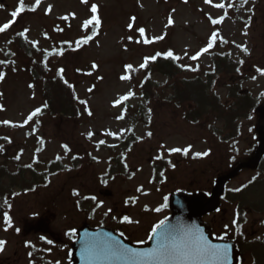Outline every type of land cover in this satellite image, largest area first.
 <instances>
[{"label":"rangeland","instance_id":"1","mask_svg":"<svg viewBox=\"0 0 264 264\" xmlns=\"http://www.w3.org/2000/svg\"><path fill=\"white\" fill-rule=\"evenodd\" d=\"M15 1L8 0L10 11L0 7V27L15 20L10 28L0 33V74L4 76L0 80V136L13 140L12 144L5 142L4 147L8 149L10 170L16 168L12 161L21 166L37 157L50 164L71 153L64 145L73 148V152L89 151L106 159L108 152L103 148L119 147L120 141L129 133H135L137 137L132 157L137 166L135 181L123 183L119 179L114 187L110 184L109 191L113 196L99 198L100 205L95 212L87 216L84 198L98 191L97 176H105L101 171L103 163L88 171H74L69 166V157L67 161L63 159L68 165L66 171L50 177L47 188L26 195L16 192L15 197L10 198L13 199L10 218L16 227L22 229L24 222L36 221L46 210H54L58 215L63 211L69 213L73 228H78L84 220H90L88 223L93 225H98L103 218L106 222L116 223L112 219L114 212H109L117 210L118 215L125 211L128 217L139 221L138 224L125 223L126 234L136 240L144 239L151 226L168 216L166 199L169 194L188 189L190 184L194 185L189 190L210 193L214 178L228 169L226 161L232 155L231 150L236 151L237 160L248 153L246 151L252 143L248 129L252 125L254 131L256 113L250 124L240 122L239 140L234 141L231 130L226 129L230 133L224 131L226 139L222 145L219 135L223 123L218 115L197 125L188 124L173 105L163 101L169 97L176 78L154 75L152 86L164 97L140 108V80L145 71L140 65L145 58L171 51L184 66L194 68L200 63L210 69L211 52L228 51L246 81L243 87L252 93L256 106L262 105L264 75L257 69L264 70V0H247V3L244 0H211L208 4L205 0H187V3L184 0H87V3L81 0H41L38 7L35 0H29L36 11L25 10L14 18L11 14L19 8ZM220 3L225 7L214 6ZM93 5L98 9L95 14L90 11ZM49 7L50 13L47 12ZM93 15L99 18L100 24L89 25L85 30L83 25ZM132 17H135L134 21ZM210 17L222 20V23L213 25ZM140 28L145 29V35L153 40L152 43H136L143 40L138 31ZM214 32L217 38L213 46L197 59H192L212 43L210 37ZM17 33H21L26 45L33 50L31 55H26V49L12 43V37ZM88 36L92 38L84 43ZM161 36L163 39H154ZM245 47L247 53L242 50ZM33 62L43 64L47 74L51 75L63 69L66 78L75 86L79 103L87 102L78 103L79 117L69 119L47 112L39 87L30 84L29 71L26 70V66ZM93 64L97 67L93 68ZM127 65H132V69H127ZM125 75L130 79H121ZM218 80L220 85L213 90L220 99L227 100L228 92L223 86L225 79ZM124 96L128 99L121 100ZM116 101H120L118 106H114ZM135 108H140V112L135 114ZM37 109L39 113L31 116ZM86 109L92 112L91 116ZM96 148L101 151H95ZM177 148L190 150L186 156L182 151H170ZM197 153L208 155L197 156ZM153 157H174L170 162L171 169L158 182L161 188L152 183L153 169L148 161ZM260 172L243 171L229 183L228 189L242 190V185L258 177L250 187L254 188L263 181ZM69 187L76 190L74 197H70ZM255 189L264 195V185ZM157 208L161 210L155 211ZM223 208V215H210L204 219L214 225L221 223L217 234L240 240L237 235L243 231L247 237L254 235L264 246V214L245 216L227 204ZM65 213L57 215L61 228L65 225ZM14 231L12 229L10 233ZM0 237L9 239L4 256L19 250L18 242L2 233V226ZM247 237L242 238L246 245L257 241H248ZM244 255L241 264H251L248 250Z\"/></svg>","mask_w":264,"mask_h":264},{"label":"trees","instance_id":"2","mask_svg":"<svg viewBox=\"0 0 264 264\" xmlns=\"http://www.w3.org/2000/svg\"><path fill=\"white\" fill-rule=\"evenodd\" d=\"M17 41L15 45L21 46L18 37ZM212 57V69L204 70L197 65L194 70L185 72L178 63V59L165 58L164 55L158 56L155 62L148 63L146 66L143 89L146 91L154 90L151 82V76L154 74L166 78H176L177 81L172 83V94L169 96V101L175 104L177 108L182 109L186 114L185 117L197 120L198 118H205L210 114L216 113L226 120L227 126L234 127L235 122L237 123L239 119L245 118L251 113L254 106L252 98L249 93L241 90L243 77H241L238 64L235 63L234 59L227 53L225 55H214L213 53ZM32 66L29 69V74L31 72L30 76L34 82L41 85L44 101L51 114H62L65 117L71 118L76 117L79 110L73 94L74 87L69 81H61L54 76L45 77L39 65L33 64ZM180 77L182 78L181 81L179 80ZM219 78L225 79L223 86L228 89V96H232L231 106L229 103L221 104L219 97L215 96L213 86L220 85ZM43 79H45L44 82L42 81ZM207 93L212 95L208 97ZM160 97L162 96L160 95ZM1 156L0 158L3 160ZM6 168L5 163H0V184L5 175ZM22 177L21 175L20 178ZM11 178L14 179L13 177ZM15 185L17 186L18 184H13L12 186ZM255 188L249 191L254 192L260 197H264V195H260L259 189ZM245 194L242 193L236 196V198L241 200L239 197ZM253 210L259 211L257 207H254ZM257 250V247L251 250L256 261L258 256L256 254Z\"/></svg>","mask_w":264,"mask_h":264},{"label":"water","instance_id":"3","mask_svg":"<svg viewBox=\"0 0 264 264\" xmlns=\"http://www.w3.org/2000/svg\"><path fill=\"white\" fill-rule=\"evenodd\" d=\"M5 0H0V3H4ZM261 114V120H264V107L259 109ZM259 133L260 145L252 160L247 163L239 165L231 174L219 178L214 185L211 196L204 201L200 196L189 198L183 193H179L172 196L170 199V209L173 211L172 217L166 221L169 228L179 230L173 235L177 239L184 235L187 230L194 224L201 225L200 235L206 240L217 246L218 248L227 247L228 257L223 264H237V255L234 251L233 244L228 242H215L208 232V227L200 223V219L203 215L213 212L218 208L219 199L224 191V186L228 180L233 178L237 172L244 168H253L257 166L264 155V132L261 127L257 129ZM79 241L75 245V257L78 263L81 264H157L156 261L133 257L129 255H113L110 251L104 250L103 245H111L120 249H131L133 252H150L157 247L155 239H151L148 244L140 246H130L125 243L121 238L114 236L110 231L99 229L90 230L89 228H83L78 231ZM173 264V262H169ZM204 264H219L217 260L208 258Z\"/></svg>","mask_w":264,"mask_h":264},{"label":"snow or ice","instance_id":"4","mask_svg":"<svg viewBox=\"0 0 264 264\" xmlns=\"http://www.w3.org/2000/svg\"><path fill=\"white\" fill-rule=\"evenodd\" d=\"M82 3H87V0H81ZM185 3H187V0H184ZM41 3V0H35V5L38 7ZM205 3H211V0H205ZM244 3H247V0H244ZM217 8H224L225 5L223 3L214 5ZM36 7H31L30 11H36ZM25 11V4L24 0H20L19 8L16 11L12 12V17L19 16L22 12ZM91 13L95 14L97 13L98 9L96 5H93L90 9ZM47 12H51V8L49 7L47 9ZM64 19H67L65 17ZM211 19V17H210ZM132 20H135V17H132ZM211 22L213 25L222 23V20L217 19H211ZM11 23H15V20L13 19ZM11 23H5L2 27H0V33L5 32L8 28L11 27ZM172 20L169 19V24H172ZM100 24V20L98 17L93 15V18L90 20H87L83 27L85 30L88 29L89 25H95L98 26ZM132 25H129V30H131ZM140 36L143 38V40H137L136 43L143 42L144 44H150L153 42V40H150L145 35V29L140 28L139 30ZM247 35V33H245ZM92 37L88 36L84 39V43H87L88 40H90ZM217 33H213L210 37V40L212 43H209L201 53H198L197 55L193 56L192 59H197L199 55H202L204 52H207L212 46L213 43L216 41ZM131 40V37H129ZM154 39H163V36L157 37ZM237 47H240L237 45ZM244 52L247 53V48L242 49ZM161 55V54H157ZM165 55V58H171L173 60L178 59L171 51H168ZM149 60L155 61L156 56L145 58L144 62L140 65L141 68H144L147 66ZM2 63V62H0ZM242 63V62H241ZM93 68L97 67L95 64L92 66ZM127 69L131 70L132 65H127ZM257 71H260L262 75H264V70L257 69ZM60 72H63V69H60ZM4 76L3 74H0V80H3ZM102 79V77H101ZM121 79L127 80L130 79L129 76L125 75L122 76ZM31 87V86H30ZM89 91H92V89H89ZM2 95V94H0ZM128 96L121 97V100H127ZM82 104H86V101H80ZM120 101L114 102V106H118ZM87 110V109H86ZM39 109H37L35 112L31 114V116H35L39 113ZM87 114L89 116L92 115V112L90 110H87ZM31 116L29 119H31ZM9 123V122H4ZM149 136H151V133H148ZM190 149H171V152H183V155H187L188 151ZM200 155H208V153L199 154L197 153V156ZM19 159V157H17ZM174 167V165H173ZM138 191H142V189H137ZM239 191V189H237ZM92 199H95V197H92ZM161 209L157 208L155 211L159 212ZM6 223L11 227L12 221L10 217L5 216ZM123 222L127 224H138L139 221L133 220L128 216L123 217ZM18 232L19 229H16ZM179 230L174 228H169L166 224V221L161 220L158 224H156L151 232V235L149 236V239H155L157 243V247L152 249L150 252L144 253V252H133L131 249H120L115 248L111 245H103V249L110 251L113 255H131L133 257H139V258H147L153 261H156L157 264H169V262H173V264H204V262L208 258H212L214 260H217L219 264H223V261L227 260L228 257V249L227 247L224 248H218L215 245L210 244L206 238H204L202 235H195V234H189L185 233L184 235L180 236L179 239L176 238L174 233H177ZM74 234V233H73ZM5 241L0 240V252L4 251L5 247ZM48 243H51V241H48Z\"/></svg>","mask_w":264,"mask_h":264},{"label":"flooded vegetation","instance_id":"5","mask_svg":"<svg viewBox=\"0 0 264 264\" xmlns=\"http://www.w3.org/2000/svg\"><path fill=\"white\" fill-rule=\"evenodd\" d=\"M127 157V155H121V159L117 160V164L108 166V171L119 168L120 171L124 173L128 166ZM128 167L130 168L132 176V164H129ZM98 189H100V187ZM63 214L64 213H60V216ZM58 220L56 216L50 219L49 232H45L43 228L37 227L35 229H30V232L14 235L13 238H18V240L14 239V241L18 242L17 247L19 250L14 251L12 255H3L9 244V239L5 238L6 243L4 251L0 252V264H71L70 261L74 243L73 220L67 212L65 213V225L63 228L59 227L62 224ZM39 221L40 220H37L33 224ZM26 223L28 222H24L23 225ZM24 227L21 229L22 232L26 230ZM0 240L4 241L2 237H0ZM48 241H51V243H48Z\"/></svg>","mask_w":264,"mask_h":264}]
</instances>
